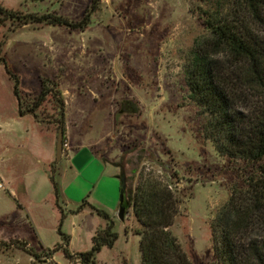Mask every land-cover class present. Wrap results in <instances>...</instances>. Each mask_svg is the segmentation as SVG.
<instances>
[{
    "label": "rangeland",
    "instance_id": "obj_1",
    "mask_svg": "<svg viewBox=\"0 0 264 264\" xmlns=\"http://www.w3.org/2000/svg\"><path fill=\"white\" fill-rule=\"evenodd\" d=\"M229 4L101 0L84 31L11 22L0 26V264H44L53 255L57 264H74L77 258L65 251L73 256L90 251L93 236L108 226L88 205L106 210L94 203L82 206L91 188L74 190V172L64 157L56 163L54 150L49 166L37 164L35 155L46 154L50 134L55 149L56 112L44 102L36 111L44 123L37 127L19 116L36 102L46 79L58 84L70 106L77 125L72 133H87L109 157L118 156L116 162L123 163L125 154L136 162L132 150L150 152L137 166L132 189L140 175L167 187L177 208L169 230L187 259L216 264L211 224L231 191L245 186L251 169L220 156L204 137V117L189 100L183 68L195 43L208 35L203 12L225 14ZM0 5L21 15L53 14L78 22L89 0H0ZM124 100L135 101L139 114L119 115ZM133 167L127 165L128 176ZM65 188L74 202L65 203ZM106 212L117 237L112 247L95 254V264H141L134 235L140 225L132 209L123 221L118 212ZM71 232L72 241L65 244L62 236Z\"/></svg>",
    "mask_w": 264,
    "mask_h": 264
},
{
    "label": "trees",
    "instance_id": "obj_2",
    "mask_svg": "<svg viewBox=\"0 0 264 264\" xmlns=\"http://www.w3.org/2000/svg\"><path fill=\"white\" fill-rule=\"evenodd\" d=\"M100 3L101 0H89L78 22L53 14L21 15L0 5V26L11 22L19 26L41 24L84 31ZM229 5L225 14L203 12L208 35L195 43L183 74L189 100L204 117V137L212 142L220 156L251 169L245 186L231 191L211 224L215 262L264 264V0H230ZM47 101L56 112V128H62L64 134L65 104L56 82L42 81L36 102L26 113L34 114L39 123H44L36 111ZM139 111L135 101L124 100L119 104L118 114L137 115ZM132 151L137 153L136 162L126 159L125 154L121 158L125 161L114 165L120 169L121 189L123 187L120 200L126 204V214L132 209L140 225L134 232L139 237L140 263L191 264L169 230L177 213L172 192L153 178L144 179L142 175L132 189L137 166L151 156L148 150ZM131 164L134 167L128 176L126 167ZM55 194L57 197L58 192ZM88 207L105 219L108 226L93 236L90 251L76 256L65 253L83 264H95V254L103 246L112 247L117 236L110 230L108 213ZM57 208L61 212L58 205ZM62 237L68 244V236ZM20 243L28 248L27 243Z\"/></svg>",
    "mask_w": 264,
    "mask_h": 264
},
{
    "label": "crops",
    "instance_id": "obj_3",
    "mask_svg": "<svg viewBox=\"0 0 264 264\" xmlns=\"http://www.w3.org/2000/svg\"><path fill=\"white\" fill-rule=\"evenodd\" d=\"M85 111L82 112V117H85ZM31 120L32 126L37 127L40 124L34 114L25 113L19 116V120ZM72 112L69 104L66 102L64 111V146L61 159L64 157L67 161L68 167L74 172L77 187L84 189L85 187L91 188L92 193L89 195L87 204L94 203L109 213L116 214L119 209L120 192L118 188L119 168L114 165L116 163V157H109L106 150H103L98 144L89 137L85 132L72 133L76 128V122H74ZM70 122V123H69ZM50 142L46 146V154L35 155L38 159L37 164L40 165L44 162L45 165H50L54 153V145L52 141V134H50ZM43 158V160H42ZM78 180V182H77ZM68 188L62 190L64 201L74 202V195H67ZM93 232H95L93 230ZM46 234L42 231V235ZM68 236L69 245L72 241V232ZM42 242L41 237H39ZM44 244V243H42ZM28 245V244H27ZM69 247V246H68ZM67 247V248H68ZM71 255V253H70ZM44 264L53 262L57 264L54 259V255L48 257V259L42 260Z\"/></svg>",
    "mask_w": 264,
    "mask_h": 264
},
{
    "label": "water",
    "instance_id": "obj_4",
    "mask_svg": "<svg viewBox=\"0 0 264 264\" xmlns=\"http://www.w3.org/2000/svg\"><path fill=\"white\" fill-rule=\"evenodd\" d=\"M63 130L62 128H59L57 131V139H56V146H55V162L58 163L61 160V156L63 153V146H64V141H63ZM122 186H123V180H122ZM123 191V187L121 189ZM126 204L123 203L122 200H120L119 204V209H118V218L123 221L125 218L126 214Z\"/></svg>",
    "mask_w": 264,
    "mask_h": 264
},
{
    "label": "built area",
    "instance_id": "obj_5",
    "mask_svg": "<svg viewBox=\"0 0 264 264\" xmlns=\"http://www.w3.org/2000/svg\"><path fill=\"white\" fill-rule=\"evenodd\" d=\"M0 188L2 189L3 187H2V185H0ZM74 264H83L79 259H76L75 261H74Z\"/></svg>",
    "mask_w": 264,
    "mask_h": 264
}]
</instances>
